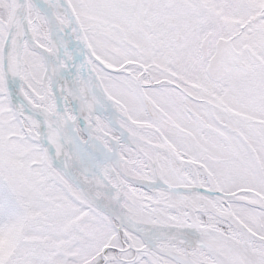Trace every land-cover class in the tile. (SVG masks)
Returning <instances> with one entry per match:
<instances>
[{
    "label": "snow or ice",
    "instance_id": "snow-or-ice-1",
    "mask_svg": "<svg viewBox=\"0 0 264 264\" xmlns=\"http://www.w3.org/2000/svg\"><path fill=\"white\" fill-rule=\"evenodd\" d=\"M0 264H264V0H0Z\"/></svg>",
    "mask_w": 264,
    "mask_h": 264
}]
</instances>
